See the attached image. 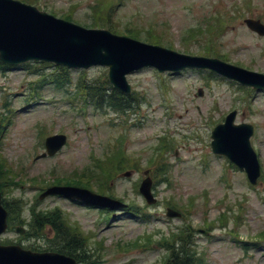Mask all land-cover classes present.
<instances>
[{
	"label": "rangeland",
	"instance_id": "374dc122",
	"mask_svg": "<svg viewBox=\"0 0 264 264\" xmlns=\"http://www.w3.org/2000/svg\"><path fill=\"white\" fill-rule=\"evenodd\" d=\"M95 1L41 0L37 5L49 14L50 8L54 9L56 15H52L61 18L77 4L72 9L73 22L89 28ZM103 4L104 0L96 1L100 9ZM235 6L240 7V13L233 10ZM216 13L223 15V29L216 30V53L226 54L225 61L230 64L264 73V38L249 31L242 21L246 17L264 21V0H122L112 23L108 21L120 31L131 29L141 38L151 37V44L166 48L171 44L170 49L176 52L198 56L206 42H195L199 37L203 40L204 35L207 39L198 21ZM52 70L40 68L39 72ZM29 71V67L15 68L0 74V113L14 109L0 139V162L5 166H0V172H5L2 178L8 180L5 196L24 205L25 217L30 206L41 212L57 208L60 219L65 217L68 222L51 230L61 236H66L65 227L77 232L76 245L82 241L87 264H162L164 249L155 242L168 238L188 216L193 225L190 240L206 254L207 264H264V183L248 186L244 174L227 168L226 159L213 155L209 146L212 122L218 123L236 110V124L254 127L250 141L264 174V92L253 91L248 101L242 102L238 97L244 96L243 88L239 90V85L215 75L220 80L209 77L207 71L169 75L146 68L127 76L134 98L125 113L94 110L91 106L79 110L81 102L70 104L67 93L75 91L80 71L73 70V83L64 89L45 85L32 97L29 94L35 86L30 83L36 77ZM86 71L87 84L107 75L106 68ZM44 126L48 135L62 133L69 139L58 154L34 160L43 152L40 140L45 139L47 131L39 138V129ZM120 138L123 153L130 160L133 156L139 159L132 160L136 169L126 168L113 177L107 193L132 209L106 213L59 194L38 199L41 191L33 186L34 181L42 178L45 182L41 184L49 185L54 179L51 171L62 176L90 165L92 155L104 158ZM161 142L172 143L173 148L165 149L159 160L165 166L163 173L156 175L154 168L147 169V158H156L153 149ZM147 175L157 183L152 190L157 201L149 206L133 187ZM163 177L169 179V186L161 180ZM205 192L206 202L201 197ZM191 196H196L195 207L187 210L185 205ZM170 200L183 208L176 209L179 217H166ZM220 214L226 218L223 224L218 222ZM205 223H213L214 229H204ZM50 232L43 239H20L17 233L7 232L0 242L33 244L43 249L53 238ZM57 240L71 243L66 238ZM134 240H140L139 244L129 245Z\"/></svg>",
	"mask_w": 264,
	"mask_h": 264
},
{
	"label": "water",
	"instance_id": "95a60500",
	"mask_svg": "<svg viewBox=\"0 0 264 264\" xmlns=\"http://www.w3.org/2000/svg\"><path fill=\"white\" fill-rule=\"evenodd\" d=\"M245 23L251 31L264 36V26L259 21L245 20ZM131 42L106 31L85 30L72 23L38 13L36 9L17 2L0 0V58L7 63L44 59L67 67L105 65L110 68L109 78L115 87L128 91L124 75L134 69L152 65L160 71H171L198 65L201 61L159 47ZM208 67L256 90L264 88L262 74L249 72L219 60H208ZM234 118L235 112H232L223 124L216 126L211 136L212 151L228 157L239 169L245 171L249 182L254 185L260 175V169L249 141L253 128L248 124L234 125ZM64 143L65 137L62 135L47 138L46 154L53 156ZM46 154H43V157ZM150 187L151 180L146 178L140 185V193L148 204H153L155 200ZM53 194L110 209L122 207V204L108 197L70 186L50 187L40 197ZM178 215L172 210L167 212L170 217ZM5 217V211L0 208V233L6 227ZM17 231L22 232L21 229ZM67 260L63 255L56 253L39 254L23 251L18 246H0V264H73V261Z\"/></svg>",
	"mask_w": 264,
	"mask_h": 264
},
{
	"label": "trees",
	"instance_id": "16d2710c",
	"mask_svg": "<svg viewBox=\"0 0 264 264\" xmlns=\"http://www.w3.org/2000/svg\"><path fill=\"white\" fill-rule=\"evenodd\" d=\"M6 70H8V67L0 62V72H4ZM59 70L61 71V74H66V70H63L61 68ZM55 75L59 74H54L51 78H48V80L45 79L44 82L48 81L49 83H52L57 87H62L63 85H66V77ZM103 84L101 86H92V90L87 92V96L91 97L93 106L96 108H101L107 105L111 107L114 111L122 110L118 102L123 101L124 98L119 96V94L114 90H107L102 88ZM106 92H108L109 94L107 95ZM110 99H115V103L112 102ZM117 158L118 155H115V159ZM126 163L127 159L120 155L118 160L113 163V167L115 165V169L117 168L119 170L132 168L129 164ZM107 164H109L107 161L95 159L93 163L90 166L86 167L81 173H77L68 177H58L54 179L52 183L53 185H72L87 189H93V186L95 185L97 192L102 194H108V181L113 177V174H111V167ZM0 166L4 167L5 169V166H3V163L1 162ZM162 172V167H158L155 170V174H159ZM4 173L5 172L2 171L0 172V190L2 192L5 190V183L8 182L5 177L2 178ZM162 179L168 181V178L163 177ZM18 202V200H11L9 203L11 204V206L7 207L8 211L12 212V216L15 217V219L10 218L9 220L11 226L22 224L20 223L22 222L20 220L21 206L18 204ZM21 205L23 207V204ZM170 205L174 208L176 207L177 209H183L179 204L176 203H171ZM191 205L192 204L189 203V206ZM60 217L61 214L59 213L58 209H55L51 212H36L33 207H30L28 216L29 222L27 223L28 230L26 234L31 236L43 234L44 236V232L47 228H59L61 226H66L67 223L65 221L68 222V220L65 217H62L60 219ZM22 220L23 223H25V220ZM209 225L210 224H208L207 229H209ZM65 229L67 231L66 236H61L57 230H53V243H50L49 248H47L46 250L57 251L59 253L73 257L77 261V263L87 264L88 260L84 258L85 251H83L82 241L78 243V245H76V242L79 241V234L71 230V228L65 227ZM190 237L191 236L188 225L187 227L180 228L178 233H173L169 240L163 239L155 242L157 243L159 248L164 249L167 253V255H165L164 264H205V253L203 251L197 250V246L195 245L194 241L192 242V240H190ZM59 238L69 239L71 243L68 242L66 244L65 242H67V240H57ZM147 240H150V237H148ZM32 250H34V248H32Z\"/></svg>",
	"mask_w": 264,
	"mask_h": 264
}]
</instances>
